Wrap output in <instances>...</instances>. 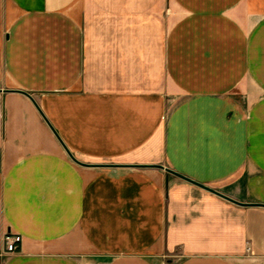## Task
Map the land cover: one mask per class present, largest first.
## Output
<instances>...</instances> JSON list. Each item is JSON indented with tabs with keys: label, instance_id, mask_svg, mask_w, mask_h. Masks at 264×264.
<instances>
[{
	"label": "crops",
	"instance_id": "1",
	"mask_svg": "<svg viewBox=\"0 0 264 264\" xmlns=\"http://www.w3.org/2000/svg\"><path fill=\"white\" fill-rule=\"evenodd\" d=\"M0 264H264V0H0Z\"/></svg>",
	"mask_w": 264,
	"mask_h": 264
},
{
	"label": "built area",
	"instance_id": "2",
	"mask_svg": "<svg viewBox=\"0 0 264 264\" xmlns=\"http://www.w3.org/2000/svg\"><path fill=\"white\" fill-rule=\"evenodd\" d=\"M23 237L20 234L7 231L4 233L3 242L6 253L16 252L20 249Z\"/></svg>",
	"mask_w": 264,
	"mask_h": 264
},
{
	"label": "water",
	"instance_id": "3",
	"mask_svg": "<svg viewBox=\"0 0 264 264\" xmlns=\"http://www.w3.org/2000/svg\"><path fill=\"white\" fill-rule=\"evenodd\" d=\"M72 157H73V156H72ZM166 170L169 171V172H171V173H173V174H175V175H177L178 177H180V178H182V179H185V180H187V181H189V182H191V183H194V184H196V185H198V186H201V187H203V188H205V189H207V190H210V191H212V192H214V193H216V194H218V195H220V196H222V197H225V198H227V199H229V200H231V201H233V202H236V203H239V204H245V203L238 202V201H236V200H234V199H232V198H230V197H228V196H226V195L220 193V192L217 191L216 189H213V188H211V187H209V186H207V185H205V184H202V183H200V182H198V181H196V180H193V179H191L190 177H187V176H185V175H183V174L177 173V172H175V171H173V170H171V169H169V168H166Z\"/></svg>",
	"mask_w": 264,
	"mask_h": 264
},
{
	"label": "rangeland",
	"instance_id": "4",
	"mask_svg": "<svg viewBox=\"0 0 264 264\" xmlns=\"http://www.w3.org/2000/svg\"><path fill=\"white\" fill-rule=\"evenodd\" d=\"M169 8H170V5H169Z\"/></svg>",
	"mask_w": 264,
	"mask_h": 264
}]
</instances>
